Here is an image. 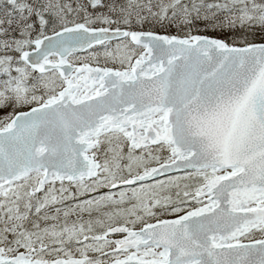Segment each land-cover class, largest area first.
<instances>
[{
    "label": "snow or ice",
    "instance_id": "6c2138e0",
    "mask_svg": "<svg viewBox=\"0 0 264 264\" xmlns=\"http://www.w3.org/2000/svg\"><path fill=\"white\" fill-rule=\"evenodd\" d=\"M0 264H264V0H0Z\"/></svg>",
    "mask_w": 264,
    "mask_h": 264
}]
</instances>
